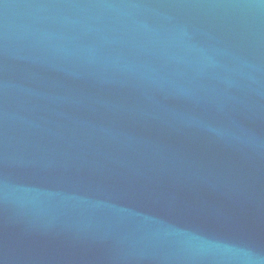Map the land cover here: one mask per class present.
I'll list each match as a JSON object with an SVG mask.
<instances>
[{"label": "water", "instance_id": "obj_1", "mask_svg": "<svg viewBox=\"0 0 264 264\" xmlns=\"http://www.w3.org/2000/svg\"><path fill=\"white\" fill-rule=\"evenodd\" d=\"M0 264H264V0H0Z\"/></svg>", "mask_w": 264, "mask_h": 264}]
</instances>
